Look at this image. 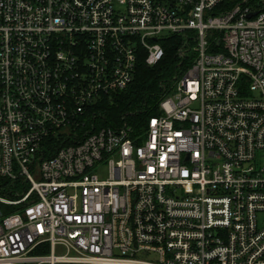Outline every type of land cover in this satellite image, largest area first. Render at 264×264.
<instances>
[{
  "label": "built area",
  "instance_id": "built-area-1",
  "mask_svg": "<svg viewBox=\"0 0 264 264\" xmlns=\"http://www.w3.org/2000/svg\"><path fill=\"white\" fill-rule=\"evenodd\" d=\"M172 36L159 114L95 128ZM0 264H264V0H0Z\"/></svg>",
  "mask_w": 264,
  "mask_h": 264
},
{
  "label": "trees",
  "instance_id": "trees-1",
  "mask_svg": "<svg viewBox=\"0 0 264 264\" xmlns=\"http://www.w3.org/2000/svg\"><path fill=\"white\" fill-rule=\"evenodd\" d=\"M160 44L163 55L157 63L147 65L140 58L133 80L126 89L103 96L96 105L88 108L86 116L95 128L129 126L134 132L141 133L149 117L159 114L160 100L171 91L175 79L192 59L180 37L163 38ZM181 48L182 55L179 54Z\"/></svg>",
  "mask_w": 264,
  "mask_h": 264
}]
</instances>
